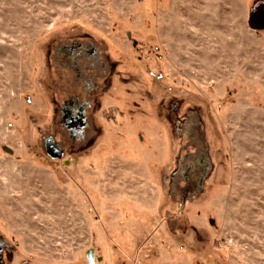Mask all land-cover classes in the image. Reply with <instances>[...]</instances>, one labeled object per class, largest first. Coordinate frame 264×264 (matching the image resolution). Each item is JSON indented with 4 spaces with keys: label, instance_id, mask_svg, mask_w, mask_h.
I'll use <instances>...</instances> for the list:
<instances>
[{
    "label": "rangeland",
    "instance_id": "obj_1",
    "mask_svg": "<svg viewBox=\"0 0 264 264\" xmlns=\"http://www.w3.org/2000/svg\"><path fill=\"white\" fill-rule=\"evenodd\" d=\"M263 3L0 0V264H264Z\"/></svg>",
    "mask_w": 264,
    "mask_h": 264
},
{
    "label": "water",
    "instance_id": "obj_2",
    "mask_svg": "<svg viewBox=\"0 0 264 264\" xmlns=\"http://www.w3.org/2000/svg\"><path fill=\"white\" fill-rule=\"evenodd\" d=\"M248 21L250 28L255 30H264V3L258 5L256 9L250 12ZM89 257L92 259L90 255Z\"/></svg>",
    "mask_w": 264,
    "mask_h": 264
},
{
    "label": "trees",
    "instance_id": "obj_3",
    "mask_svg": "<svg viewBox=\"0 0 264 264\" xmlns=\"http://www.w3.org/2000/svg\"><path fill=\"white\" fill-rule=\"evenodd\" d=\"M39 82V83H38ZM35 84H36V87H37V89L39 88V87H41L40 86V81H38L37 80V82L35 81ZM40 89V88H39ZM201 125H199V127H200ZM198 161H199V159H198ZM198 167H197V169H199L200 171L201 170H203L204 168H206V165H203V164H200V162H198V165H197ZM192 170L193 169H191L190 171H189V175L187 176V180L191 183V186L189 187V189H194L195 187V182L197 183L198 182V180L204 175V173H203V171L198 175L197 173H195L194 175H196V176H190V172H192ZM196 179V180H195Z\"/></svg>",
    "mask_w": 264,
    "mask_h": 264
},
{
    "label": "flooded vegetation",
    "instance_id": "obj_4",
    "mask_svg": "<svg viewBox=\"0 0 264 264\" xmlns=\"http://www.w3.org/2000/svg\"><path fill=\"white\" fill-rule=\"evenodd\" d=\"M2 250H3V246H2V243H0V263H1V253H2ZM89 259H90V257H89ZM91 260V259H90Z\"/></svg>",
    "mask_w": 264,
    "mask_h": 264
}]
</instances>
